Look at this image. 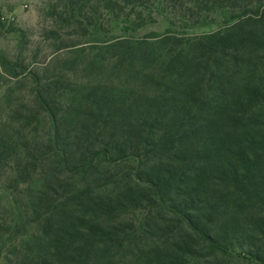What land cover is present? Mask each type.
<instances>
[{
    "label": "trees",
    "instance_id": "16d2710c",
    "mask_svg": "<svg viewBox=\"0 0 264 264\" xmlns=\"http://www.w3.org/2000/svg\"><path fill=\"white\" fill-rule=\"evenodd\" d=\"M59 2L0 52V264H264V0Z\"/></svg>",
    "mask_w": 264,
    "mask_h": 264
},
{
    "label": "rangeland",
    "instance_id": "374dc122",
    "mask_svg": "<svg viewBox=\"0 0 264 264\" xmlns=\"http://www.w3.org/2000/svg\"><path fill=\"white\" fill-rule=\"evenodd\" d=\"M58 2L59 0H0V52L9 58L23 60L29 69L47 62L54 54L53 47L43 38L44 30L51 25V20L46 14L49 6H61ZM212 16L210 22L195 25L184 31V34L198 36L217 30L221 26L222 14L216 13ZM154 18V22L147 23L132 35L141 37L150 32L162 34L169 28L165 15L158 14ZM122 31L121 25H114L112 35L121 34ZM63 52L65 50L60 53ZM23 79L17 84L21 87L15 91L14 97L19 101L30 102L31 82L28 78ZM14 82L15 80L9 79L0 68V119L5 114L2 104H5L6 88L14 85ZM0 200L5 202V193H0Z\"/></svg>",
    "mask_w": 264,
    "mask_h": 264
}]
</instances>
